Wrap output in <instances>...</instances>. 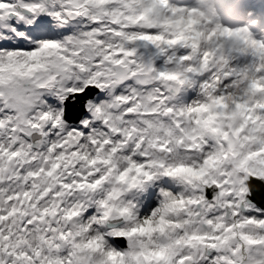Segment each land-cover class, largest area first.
<instances>
[{"label": "clouds", "instance_id": "9594fccd", "mask_svg": "<svg viewBox=\"0 0 264 264\" xmlns=\"http://www.w3.org/2000/svg\"><path fill=\"white\" fill-rule=\"evenodd\" d=\"M0 264H264V0H0Z\"/></svg>", "mask_w": 264, "mask_h": 264}, {"label": "water", "instance_id": "95a60500", "mask_svg": "<svg viewBox=\"0 0 264 264\" xmlns=\"http://www.w3.org/2000/svg\"><path fill=\"white\" fill-rule=\"evenodd\" d=\"M71 110H72V105L69 104V112H70V114H71Z\"/></svg>", "mask_w": 264, "mask_h": 264}, {"label": "snow or ice", "instance_id": "6c2138e0", "mask_svg": "<svg viewBox=\"0 0 264 264\" xmlns=\"http://www.w3.org/2000/svg\"><path fill=\"white\" fill-rule=\"evenodd\" d=\"M9 3H11V0H9Z\"/></svg>", "mask_w": 264, "mask_h": 264}]
</instances>
